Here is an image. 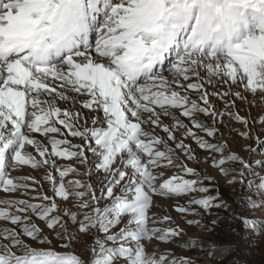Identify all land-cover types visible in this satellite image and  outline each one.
Segmentation results:
<instances>
[{"label":"snow or ice","instance_id":"6c2138e0","mask_svg":"<svg viewBox=\"0 0 264 264\" xmlns=\"http://www.w3.org/2000/svg\"><path fill=\"white\" fill-rule=\"evenodd\" d=\"M222 84L227 91L207 90ZM247 94L250 106L257 97L264 103V0H0V192L7 194L0 198V264H193L170 249L148 251L149 242L184 235L170 215L152 211L153 197L186 198L174 209L182 216L227 207L209 194L204 181L211 177L188 166L197 157L185 141L208 152L205 159L222 175L234 171L226 164L239 163L243 179L251 164L215 137L224 115L248 125L232 111ZM212 96L225 101L224 112ZM77 103L103 118L87 126L83 112L73 110ZM240 135L251 138L250 131ZM76 165L87 166L89 178L93 170L103 174L99 195L94 183L66 180L79 172ZM24 166L44 170L51 195L41 180L10 174ZM249 174L260 196H248L249 206H264V175ZM30 190L31 199L15 196ZM245 222L259 234L258 220ZM82 234L92 237L87 258L73 250ZM184 245L203 248L192 239Z\"/></svg>","mask_w":264,"mask_h":264},{"label":"rangeland","instance_id":"374dc122","mask_svg":"<svg viewBox=\"0 0 264 264\" xmlns=\"http://www.w3.org/2000/svg\"><path fill=\"white\" fill-rule=\"evenodd\" d=\"M96 34L90 35V41L95 44ZM164 73L168 75L167 65L164 66ZM58 83V82H57ZM59 84V83H58ZM209 93L214 90L219 92H224L228 90L227 84L217 85L215 87L209 85L207 86ZM192 98L199 101V95L192 93L189 90ZM233 91H242L241 88L237 87ZM82 99V97L77 98ZM212 104L216 109L221 112L225 111V101L217 96L210 97ZM253 97L251 94H247V101L236 100V108L232 111L238 112L240 116L245 117L248 120V125L245 126L240 122L230 119L228 115H224L222 120L217 122L216 127L218 128L217 135L215 139L225 143V146L230 151L238 153L246 162L251 164V167L245 171L243 179L239 176L241 165L239 163H230L225 166L234 171L230 175H222L217 167H213L211 159H205L209 156V153L203 149H200L196 142L191 139H187L185 142L189 144L195 153L197 159L188 160V166L194 167L203 176L211 177V180H205L204 183L210 189L209 194L218 197V201H223L227 207L211 208L209 211L205 212L202 209H198L200 215L192 216L186 215L182 216L180 213L176 212L175 205L177 203H186V198H168L154 196L153 201L156 205L152 209L157 215H170L172 217V224L178 225L183 229V237L177 238L174 243L163 244L156 241L149 242L147 247L149 252H161L165 249H170L177 256H182L186 258H191L193 264H264V206L250 207L248 196L253 193L256 194L255 198L260 199L259 193L256 192L255 187L249 186V181L254 180V176L249 173H257L264 175V164L255 163L257 160L264 158V144L257 143V138L264 141V124L259 122L260 116L264 115V103H262L259 97L256 98L255 104L249 105ZM202 104V101H199ZM71 102H69L70 104ZM69 104H62V107H68ZM74 111H82L84 117L88 114L87 126H92V118L97 119L103 118V112L101 110H88L81 109L79 103L74 107ZM90 115V116H89ZM176 115L178 118L183 119L184 123L188 124L187 118L179 117V111L177 110ZM199 119L202 123L211 125L212 120L203 114L199 115ZM163 123L171 125L173 123L172 117L161 116ZM83 124V121H81ZM61 127L62 133H67V130ZM196 131V129H193ZM174 131V135L179 139L183 136L182 131ZM242 131H250L251 138L246 139L241 136ZM159 134L166 136L165 133L159 131ZM204 135V133H199ZM39 136V134H36ZM57 138H61L59 135ZM75 144H82L83 141L79 138L68 137ZM94 144V142H92ZM170 147L174 149V144L169 142ZM50 147V146H49ZM254 148V152H250L248 148ZM91 157V153H87ZM175 156L182 157V153L179 151L175 152ZM68 163V161H61V164ZM79 168V172L75 175L70 174L66 177V180L79 179L84 183H94L96 184L97 194L99 195V183H97L98 177H102V173H96L93 170L91 178H89L84 173L87 170V166L76 165ZM176 170L173 169L171 172L165 173V178L171 175ZM10 174L12 176H31L35 177L37 180H41L43 184V189L46 194L51 195V186L42 180L44 175V170L32 169L29 166H24L19 169L11 170ZM55 174V173H54ZM232 175L236 176V180L229 183ZM194 178V177H186ZM5 193L0 192V198H3ZM36 193L30 190L28 196H22L20 193H16L15 196L20 199H31ZM35 202V201H34ZM70 204L75 203V197L69 202ZM75 210V209H73ZM188 219L198 220L199 226L189 225L186 223ZM256 219L260 222V232L256 233L253 227L245 222V220ZM215 221V223H213ZM42 228L44 225L39 220L36 221ZM11 226V225H9ZM150 227L152 225H149ZM157 227H167V225H156ZM47 233V229L44 228ZM196 240L203 243V248L199 245L189 248L184 245V241ZM92 237L88 234H82L79 241L74 242L73 250L77 254H81L83 257L87 258L89 247L91 244ZM53 245L58 251H63L60 248V242L53 236ZM212 251L214 253L213 257L207 256L206 253Z\"/></svg>","mask_w":264,"mask_h":264},{"label":"bare ground","instance_id":"6f19581e","mask_svg":"<svg viewBox=\"0 0 264 264\" xmlns=\"http://www.w3.org/2000/svg\"><path fill=\"white\" fill-rule=\"evenodd\" d=\"M93 45H94V44H93ZM93 55H94V53H93ZM58 83H59V82H58ZM58 83H57V85H58ZM85 116L88 117V114H85ZM89 116H90V115H89ZM157 131H160V130H157Z\"/></svg>","mask_w":264,"mask_h":264}]
</instances>
